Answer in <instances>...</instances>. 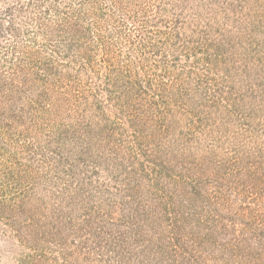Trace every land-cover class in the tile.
<instances>
[{
  "label": "trees",
  "instance_id": "obj_1",
  "mask_svg": "<svg viewBox=\"0 0 264 264\" xmlns=\"http://www.w3.org/2000/svg\"><path fill=\"white\" fill-rule=\"evenodd\" d=\"M0 264H264V0H0Z\"/></svg>",
  "mask_w": 264,
  "mask_h": 264
}]
</instances>
